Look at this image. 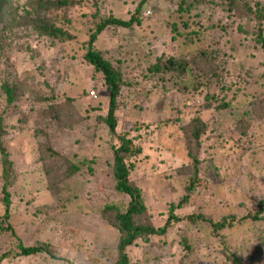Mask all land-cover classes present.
<instances>
[{"label": "trees", "instance_id": "1", "mask_svg": "<svg viewBox=\"0 0 264 264\" xmlns=\"http://www.w3.org/2000/svg\"><path fill=\"white\" fill-rule=\"evenodd\" d=\"M93 1L94 11L88 15V21L92 20L93 24L87 31V38L76 44L78 54L74 49L71 53L67 49L65 51L69 60L81 59L91 67L93 74H100L103 79L102 89L108 92V107L101 120L106 126V134L110 139L108 148L111 161L106 160L105 164L110 180L108 187L114 196L106 197L105 205L98 210V215L104 225L114 228L118 234L116 247L112 251L109 250L110 255H113L111 260H114L110 264H132L129 249L137 246L139 242H151L153 238L165 239L170 225L182 221L194 226L202 224L209 229V236L218 238L219 244L223 246L225 259L212 264H245V261L235 251L232 252L225 247L226 235L221 236L220 233L236 231L245 226L257 227L258 224L263 223L264 195L257 198L252 195V192L250 196L256 202L255 210L251 211L244 207L241 214L236 211L241 210L242 203L235 206L234 212L229 211L228 214L218 217L208 216L207 212L179 216L175 214V211L203 193L213 180L216 181L222 177L223 167L221 162H218L219 159L225 161L228 169L237 170L241 163L240 160L249 154L253 155L264 150V94L255 90V88L264 87V62L259 67L251 66L245 69L244 65L240 64L236 70H230V66L237 59L238 47L235 44L230 47L226 46V40L224 43L222 41L226 39V26L233 27V24H222L221 16L213 17L215 7H218L221 11L219 15L224 13L230 22L235 18H240L247 19L252 24L251 27L253 23L257 24L255 45L264 50V37L261 31L264 6L260 0H179L174 8L175 18L165 21L170 29L167 39L172 52H162L154 56L151 51L147 54L146 51L155 41L159 40V37L153 36L151 41L145 43L146 30L143 25L149 19L148 17L144 19L142 14L150 2L160 0L130 2L134 10L129 12L127 18H117L112 14L104 17L96 0ZM169 1L173 2V0ZM251 3L254 4V8H251ZM5 5L8 9L7 25L0 30V55L3 53L2 57H4L3 44L12 38V32L17 26L22 29L32 28L42 37L63 43L64 47L72 46V42L76 39V36H71L74 30L73 23H71L73 20L67 18L65 14L63 16L65 19L61 21V18H58L57 23L55 22L57 15L52 17L51 14L58 11L66 13L71 9H76L82 5L81 0H26L21 7L23 12H18V7L13 8L12 0H0V11ZM210 8L212 10L206 15L205 11ZM242 10L245 11L244 18L238 15ZM113 28L121 31L122 39L116 46L103 48L104 50L99 48L97 44L101 35ZM139 42L145 43L146 47L140 46ZM179 42L186 49L194 46L195 43L199 46H195L191 52L182 54L179 51L176 52V45ZM148 85L151 87L149 88ZM18 87L19 85H12L8 80L0 86V93L5 100L4 108H7L10 113H14L15 108L19 109V116H23L19 119L22 123L33 118L32 121L38 124L31 131V136L38 145L36 148L38 160L53 158L66 164L67 169L63 171L62 185L69 180L73 183L77 178L83 179L85 165L87 173L91 174L94 166L93 159H85L76 163L71 159L75 156L74 153L63 154L55 149V132L60 137L62 128L66 132L77 131L74 141L76 144L79 142L78 137L83 136L81 129L87 130L86 118L82 115L77 118L79 122L81 121L80 125L68 122L73 114L80 113L74 103L75 99L67 96L57 98L52 93L46 95L36 92L35 95L30 94L32 98L26 107L20 97L27 94L26 88L23 86V89L18 91ZM151 88H156L172 97L173 90L177 97H184L189 93L192 96H199L203 101L195 114L194 122H189L184 126L182 148L187 158L186 163L172 172L173 177L177 178L182 196L176 204L170 203L168 218L161 226H155L153 222L146 219L147 207L143 190L131 175L135 167L131 160L136 159L142 152L141 147L134 142L132 134L139 132L141 125L148 128V124L137 122L130 131L125 129L120 133L117 132L119 101L124 97L128 100L132 99L134 95L148 97L152 93ZM121 107L124 106L121 105ZM94 109L99 111V108ZM8 111L4 116L0 115V205L3 208V213L0 214V239H7L9 244L0 254V264L4 261L41 254L52 260L81 264L80 257L74 255V248L70 249L66 240L63 239L53 245L44 242H38L34 246L25 245V241H29L31 237L26 232V234L18 232L15 227L10 212L12 199L10 188L17 181V175L15 163L11 159L12 154L7 146L12 142H5L9 133L4 126L5 119L9 115ZM221 113L229 114L228 119L223 121L218 118L222 115ZM94 117L97 118V115L94 114ZM173 124L172 121H164L162 126L168 129ZM229 156L236 158L235 162L230 161L232 167L228 162L227 157ZM223 185L224 181L221 179L216 187L224 190ZM73 187L74 185L70 184L63 188V194L67 197ZM208 193L212 196L215 194ZM225 207L229 208L230 204ZM28 222L30 225L37 226L36 228L41 225L37 221L29 220ZM260 238L263 239L264 236ZM180 243L184 251L183 257H186L184 262L195 264L196 261L192 260L191 256L196 245L191 242L190 238ZM208 244L198 247L209 249ZM167 246L164 245V247ZM59 247L64 250L62 256L58 255ZM65 254L67 255L64 256ZM68 254H70L69 257ZM103 254L99 252L94 255L90 264L104 263L99 257ZM82 257L85 256L82 255L81 259ZM107 261L109 259H106Z\"/></svg>", "mask_w": 264, "mask_h": 264}, {"label": "rangeland", "instance_id": "2", "mask_svg": "<svg viewBox=\"0 0 264 264\" xmlns=\"http://www.w3.org/2000/svg\"><path fill=\"white\" fill-rule=\"evenodd\" d=\"M132 1L138 2V0H96L104 17L112 14L117 18L128 17L129 12L134 10L130 6ZM25 2L26 0H12L13 8L18 7V12H23L21 7ZM81 2L82 5L76 9H71L66 13L58 11L51 14L52 17L57 15V19L53 18L57 23L58 18H61V21L65 19L63 18L65 14L67 18L73 20L71 23H73L74 30L71 36H76V39L72 42V46L64 47L63 43L42 37L32 28L15 27L12 38L3 44L4 57H2L3 53L0 55V86L6 80L12 85H19L18 91L24 86L27 94L20 97L26 107L32 98L30 94L50 95L52 93L57 98L67 96L75 99L74 103L81 114L76 112L68 122L80 125L81 121L79 122L77 118L82 115L86 118L87 130L81 129L83 136L78 137L79 142L76 144L74 141L77 131L66 132L62 128L60 137L55 132V149L63 154L74 153L75 156L71 159L76 163L85 159H93V171L91 174L87 173L85 165L83 179L77 178L73 183L69 180L62 185L63 171L67 169L66 164L53 158L38 160L36 152L38 145L31 136V131L38 124L32 121L33 118L22 123L19 119L23 116H19V109L15 108L14 113H10L7 108H4L5 100L0 93V115L4 116L7 111L9 112L4 125L9 132L5 142H12L7 146L12 154L11 159L15 163L17 175V181L10 188L12 194L10 212L17 231L26 232L31 237L29 241H25V245L34 246L38 242L53 245L64 239L70 245V249L74 248V255L80 257L81 264H90L91 258L99 252L104 253L103 256H99L101 261L110 264L114 260H111L113 255H110L109 250L112 251L116 247L118 234L114 228L104 225L98 215V210L105 205L106 197L113 195L108 187L110 180L105 164L106 160L111 161L108 148L110 139L106 134V126L101 120L108 107V92L102 89L103 79L100 74H93L91 67L81 59L69 60L65 51L67 49L71 53L74 49L78 54L76 44L87 38V31L93 24L92 20L88 21V15L94 11V1L81 0ZM178 2L179 0L152 1L143 12L144 19L145 17L149 19L143 25L146 30L145 43L151 41L153 36L159 37L158 41L147 48L146 54L148 51H151L154 56L162 52H172L167 39L170 29L165 21L175 18L174 8ZM260 2L264 6V0ZM215 8L214 18L221 16L222 24H233V27L226 26V39L222 41L224 43L226 40V46L230 47L235 44L238 47L237 59L230 66V70H236L240 64L244 65L245 69L251 66L259 67L264 62V50L255 45L257 24L253 23L251 27L252 24L247 19L240 18H235L230 22L224 13L219 15L221 11L218 7ZM251 8H254V4ZM211 10L212 8L207 9L206 15ZM7 11L6 5L0 11V30L7 25ZM83 14L86 15L83 16ZM238 15L244 18L245 11L242 10ZM261 28L264 37V18L261 20ZM121 39V31L113 28L101 35L97 45L99 48L108 49L116 46ZM145 43L139 42L143 47H146ZM197 45L195 43L194 46L186 49L179 42L176 45V52L186 54L193 51L195 46H199ZM148 87L150 88L151 85ZM151 90L152 93L148 97L134 95L132 99L128 100L124 97L119 101L117 132L120 133L125 129L130 131L137 122L148 124V128L141 125L140 131L132 134L134 142L141 147L142 152L136 159L131 160L135 164L131 175L143 190L147 207L146 219L153 222L155 226H161L168 218L170 203L176 204L182 196L177 178L173 177L172 172L186 163L187 158L182 148L184 126L189 122H194L195 114L203 101L199 96H192L189 93L184 97H177L173 90L172 97L156 88H151ZM255 90L264 94V87L255 88ZM91 91L95 92L97 98L93 99L90 96ZM121 105L124 107L122 108ZM94 108H99V111H95ZM219 116L218 118L224 121L228 119L229 114ZM164 121H172L174 124L167 129L162 126ZM227 158L232 167L230 161L235 162V156ZM218 162H221L223 167L222 177L216 181L213 180L203 193L189 204L176 210L175 214L182 216L207 212L208 216L218 217L228 214L229 211L234 212L235 206L239 203H242L243 207L240 211H236L238 214L243 213L244 207L251 211L255 210L256 202L250 195L252 192V195L257 198L264 195V150L253 155L249 154L240 160L241 163L237 170L228 169L225 161L219 159ZM221 179L224 181V190L216 187ZM70 184L74 187L66 197L63 194V188ZM252 188L253 191H251ZM208 192L215 194L212 196ZM227 204H230V207L224 208ZM2 213L3 208L0 205V214ZM110 218L112 219L111 215ZM28 219L37 221L41 225L36 228L37 226L30 225ZM231 232L220 233L221 236L226 235L225 247L232 252L235 251L245 261V264H264V238H260L264 236V222L258 224L257 227L245 226ZM209 234V229L202 224L194 226L182 221L170 225L165 239L153 238L151 242H139L138 247L134 246L128 252L132 264H189L184 262L186 257H183L184 251L180 242L190 238L191 242L196 245L191 256V259L196 261L195 264L221 262L225 259L223 246L219 244L218 238L209 236ZM8 244L7 239H0V254ZM165 244L168 246L164 247ZM203 244H208L209 249L198 247ZM57 252L60 256L64 254V250L60 247ZM82 255L85 257L81 259ZM106 259L109 261L106 262ZM2 264L68 263L63 260H52L41 254L4 261Z\"/></svg>", "mask_w": 264, "mask_h": 264}, {"label": "built area", "instance_id": "3", "mask_svg": "<svg viewBox=\"0 0 264 264\" xmlns=\"http://www.w3.org/2000/svg\"><path fill=\"white\" fill-rule=\"evenodd\" d=\"M147 14H149V12H147ZM90 96H91L93 99L97 98L95 92H93V91L90 92Z\"/></svg>", "mask_w": 264, "mask_h": 264}]
</instances>
